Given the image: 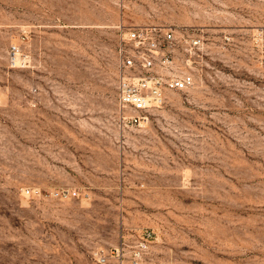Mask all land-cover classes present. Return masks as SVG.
Instances as JSON below:
<instances>
[{
  "label": "rangeland",
  "instance_id": "obj_1",
  "mask_svg": "<svg viewBox=\"0 0 264 264\" xmlns=\"http://www.w3.org/2000/svg\"><path fill=\"white\" fill-rule=\"evenodd\" d=\"M142 26L204 34L211 54L132 125L120 48ZM259 29L264 0H0V264H98L145 232L143 264H264Z\"/></svg>",
  "mask_w": 264,
  "mask_h": 264
},
{
  "label": "built area",
  "instance_id": "obj_2",
  "mask_svg": "<svg viewBox=\"0 0 264 264\" xmlns=\"http://www.w3.org/2000/svg\"><path fill=\"white\" fill-rule=\"evenodd\" d=\"M231 40L224 37L223 42ZM251 52L264 60V29L250 39ZM18 46L10 50L11 61L17 62ZM209 40L204 34L190 30L177 32L159 26L133 27L120 48V76L117 83L118 105L124 122L145 123L151 110L164 106L169 93H186L194 89L211 54ZM31 196L32 192H26ZM80 194L57 193L56 197ZM152 233L145 232L131 251L126 243L109 254H95L98 264H143L149 251ZM129 255V256H128Z\"/></svg>",
  "mask_w": 264,
  "mask_h": 264
}]
</instances>
